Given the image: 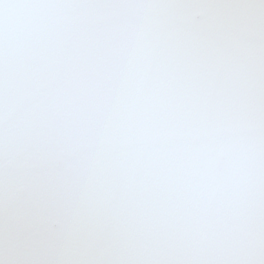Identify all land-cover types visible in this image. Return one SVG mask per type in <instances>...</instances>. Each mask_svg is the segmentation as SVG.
I'll return each instance as SVG.
<instances>
[{"label": "snow or ice", "instance_id": "6c2138e0", "mask_svg": "<svg viewBox=\"0 0 264 264\" xmlns=\"http://www.w3.org/2000/svg\"><path fill=\"white\" fill-rule=\"evenodd\" d=\"M0 264H264V0H0Z\"/></svg>", "mask_w": 264, "mask_h": 264}]
</instances>
